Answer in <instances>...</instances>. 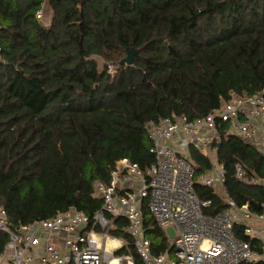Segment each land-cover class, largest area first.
Instances as JSON below:
<instances>
[{"label": "trees", "instance_id": "obj_1", "mask_svg": "<svg viewBox=\"0 0 264 264\" xmlns=\"http://www.w3.org/2000/svg\"><path fill=\"white\" fill-rule=\"evenodd\" d=\"M42 13V19L37 13ZM46 11L48 21H46ZM131 49L132 66L121 65ZM103 62L100 70L98 61ZM117 70L113 78L107 67ZM264 95V0H0V208L12 230L75 208L92 219L102 202L95 182H109L115 163L141 171L155 162L146 126L185 116L195 122L231 94ZM217 130L216 160L226 170L223 194L198 177L209 159L190 147L194 191L215 216L247 206L264 212V186L237 181L264 178L262 154L239 137ZM145 236L153 255L171 241L147 212ZM128 221L110 235L132 248ZM244 225L234 224L247 240ZM8 236L0 232V255ZM262 253V243L250 240ZM245 264H264V261Z\"/></svg>", "mask_w": 264, "mask_h": 264}, {"label": "built area", "instance_id": "obj_2", "mask_svg": "<svg viewBox=\"0 0 264 264\" xmlns=\"http://www.w3.org/2000/svg\"><path fill=\"white\" fill-rule=\"evenodd\" d=\"M37 18L42 19L41 11ZM114 66L107 67L111 78ZM226 125V134L239 137L252 145L264 159V95H235L222 101L206 117L190 122L185 116L162 118L146 126L150 140L149 153L155 162L141 171L127 159L118 161L110 171L109 182L97 181L93 197L102 207L89 218L75 208L57 213L53 218L12 230L0 208V232L8 242L0 255V264H134L132 256L117 255L127 248L123 240L110 235L113 221L126 219V229L132 248L143 264H245L254 262L258 254L251 250L250 240L264 242L261 230L245 226L244 235L237 238L234 224L246 223L252 214L247 206L237 208L229 202V209L215 216L204 214L210 201H201L193 187L195 173L188 149L193 147L205 155L209 169L197 181L209 189L223 191L226 170L216 160L213 142L218 126ZM264 164V161H263ZM235 179L241 183L264 186V178L248 177L236 165ZM166 237L172 228L175 237L170 252L153 255L151 243L145 236L143 209ZM242 216L243 219H240ZM264 222V212L253 215Z\"/></svg>", "mask_w": 264, "mask_h": 264}, {"label": "crops", "instance_id": "obj_3", "mask_svg": "<svg viewBox=\"0 0 264 264\" xmlns=\"http://www.w3.org/2000/svg\"><path fill=\"white\" fill-rule=\"evenodd\" d=\"M46 15L48 16V12L46 11ZM219 191H221L220 188H218ZM223 194V193H222ZM225 197V196H224ZM240 219H243L242 216H239ZM241 223L242 225H246V226H249L251 228H254V229H258V230H261L263 227H264V222L260 221L259 219H256L255 216H251L250 219L246 220V223L245 221L243 222L241 220ZM261 242V241H260ZM262 243V253L261 254H258V257L257 259L252 262V263H256V262H260V261H264V242H261Z\"/></svg>", "mask_w": 264, "mask_h": 264}, {"label": "water", "instance_id": "obj_4", "mask_svg": "<svg viewBox=\"0 0 264 264\" xmlns=\"http://www.w3.org/2000/svg\"><path fill=\"white\" fill-rule=\"evenodd\" d=\"M139 53L138 50L131 49L127 52L126 57L120 62L121 65L132 66L134 63L135 56ZM166 234L169 239H174L175 233L172 228L166 229Z\"/></svg>", "mask_w": 264, "mask_h": 264}, {"label": "rangeland", "instance_id": "obj_5", "mask_svg": "<svg viewBox=\"0 0 264 264\" xmlns=\"http://www.w3.org/2000/svg\"><path fill=\"white\" fill-rule=\"evenodd\" d=\"M46 21H48V16H46ZM98 61V65H99V68H100V70H102V68H103V62L99 59V60H97ZM203 154H205V155H209L208 153H207V150L206 151H204V152H202ZM216 191H218L219 193H220V191L218 190V188L216 189ZM220 194H222V193H220ZM144 210H146V200L144 201Z\"/></svg>", "mask_w": 264, "mask_h": 264}, {"label": "bare ground", "instance_id": "obj_6", "mask_svg": "<svg viewBox=\"0 0 264 264\" xmlns=\"http://www.w3.org/2000/svg\"><path fill=\"white\" fill-rule=\"evenodd\" d=\"M111 264H117V262L116 261H113Z\"/></svg>", "mask_w": 264, "mask_h": 264}]
</instances>
